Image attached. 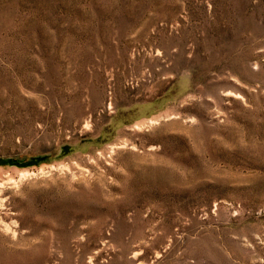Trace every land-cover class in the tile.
Here are the masks:
<instances>
[{
	"label": "rangeland",
	"instance_id": "obj_1",
	"mask_svg": "<svg viewBox=\"0 0 264 264\" xmlns=\"http://www.w3.org/2000/svg\"><path fill=\"white\" fill-rule=\"evenodd\" d=\"M0 264H264V0H0Z\"/></svg>",
	"mask_w": 264,
	"mask_h": 264
}]
</instances>
